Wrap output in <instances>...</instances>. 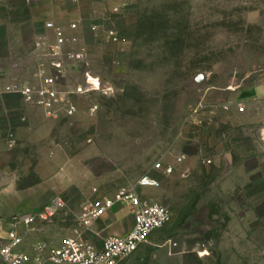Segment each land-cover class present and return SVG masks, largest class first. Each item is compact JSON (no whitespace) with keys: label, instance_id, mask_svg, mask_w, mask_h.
I'll return each instance as SVG.
<instances>
[{"label":"rangeland","instance_id":"obj_1","mask_svg":"<svg viewBox=\"0 0 264 264\" xmlns=\"http://www.w3.org/2000/svg\"><path fill=\"white\" fill-rule=\"evenodd\" d=\"M103 2L98 25L118 31L120 43L99 35L69 45L87 50L89 66L69 65L59 85L72 90L89 71L109 95L70 97L71 117L0 97V243L13 216L63 197V213L36 233L22 230L26 251L58 245L88 200L128 188L172 218L125 264H264V135L248 120L251 109L264 119V0ZM61 3L49 11L63 17L45 28L97 25ZM36 42L28 33L0 48V83L37 86L40 71L57 75ZM181 155L172 175L156 169ZM147 177L158 186H140Z\"/></svg>","mask_w":264,"mask_h":264},{"label":"built area","instance_id":"obj_2","mask_svg":"<svg viewBox=\"0 0 264 264\" xmlns=\"http://www.w3.org/2000/svg\"><path fill=\"white\" fill-rule=\"evenodd\" d=\"M117 12V10H114ZM78 24L71 25V31H78ZM46 28L53 32L54 43L47 46L40 43L38 49H45V58L49 65L57 71L55 76H47L40 71L41 83L37 86H18L12 83H0V97L5 95H19L30 104H37L48 112L64 111L68 116H74L76 107L72 104L73 96H93L96 94L109 95L112 89L104 87L103 82L91 72H86L84 82L73 87L72 90L60 89L59 81L64 76L69 65L78 69L89 66V55L86 49L66 52L65 49L77 43V38L69 36L65 28L54 23L46 24ZM93 34L103 35L113 44L120 43L119 32L114 29L102 30L99 25L90 27ZM47 48V49H46ZM42 65V64H41ZM241 113L245 112L242 107ZM187 160L186 155L176 159L175 165L167 167L157 164L156 169L162 170L165 175H172L176 165H182ZM211 162L209 161L208 164ZM142 187H156L158 182L151 178H144L140 182ZM122 205L133 219V227L124 236H107L101 246H96L86 238L92 225L113 212L116 205ZM63 197H57L43 207L41 212L18 214L10 222V230L0 243V258L5 264H125L158 230L164 228L172 218L171 211L160 204L151 202L132 189L123 188L112 198L90 199L84 207V214L79 218L78 228L74 235L64 239L58 245L40 242L35 245L34 252L24 250L25 238L22 230L36 233L40 226L50 222L67 208Z\"/></svg>","mask_w":264,"mask_h":264},{"label":"crops","instance_id":"obj_3","mask_svg":"<svg viewBox=\"0 0 264 264\" xmlns=\"http://www.w3.org/2000/svg\"><path fill=\"white\" fill-rule=\"evenodd\" d=\"M13 1H17V3L14 4ZM62 1L66 0H55L59 5L62 4ZM71 2L74 5V9L68 15L77 18L81 16L86 19L93 15L95 24L101 23L100 9L103 7V0H71ZM53 3L54 0H0V48L9 46V43L17 42L21 44V42L25 41L28 33L37 41V47L46 37H50L53 41L55 38L53 32L46 29L43 23L58 21L64 15L63 13L60 15L49 11ZM67 8L68 10L71 9L70 7ZM66 32L69 36L77 38L81 43H95V37L99 36L86 28H82L77 32H71L70 30H66ZM256 115L257 112H254L253 109L249 111V123L260 125V131L264 135V119L257 118ZM117 206L120 208L118 211L123 214L120 218H118L117 214H114V209ZM115 208L105 218L95 222L90 232L86 234V238L96 246H101L107 236H124L132 229L133 219L128 215L127 210L120 204L116 205ZM103 225L105 226L102 227ZM36 244L32 246L31 254H35L34 248Z\"/></svg>","mask_w":264,"mask_h":264}]
</instances>
